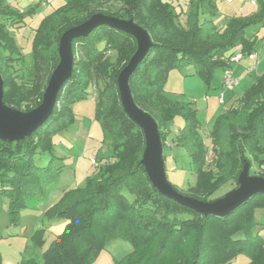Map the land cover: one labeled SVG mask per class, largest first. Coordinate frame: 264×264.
<instances>
[{"label": "trees", "instance_id": "obj_1", "mask_svg": "<svg viewBox=\"0 0 264 264\" xmlns=\"http://www.w3.org/2000/svg\"><path fill=\"white\" fill-rule=\"evenodd\" d=\"M38 8L15 11L0 0V73L7 106L29 112L41 105L60 62L59 45L66 31L95 14L133 20L149 33L152 46L131 75L130 89L137 106L158 124L165 167L172 125L177 118L183 120L174 147L185 151L197 178L184 195L207 202L227 184L237 188L246 163L250 175L264 178V73L215 120L208 145L192 103L172 101L165 93L174 70L194 66L195 75L211 87L215 71L231 68L230 59L238 50L245 56L255 53L256 41L246 31L264 24L263 0L257 13L230 17L223 26L216 20L217 0H190L186 27L179 21L181 13L166 0H74L43 18L35 30L31 70L24 74L25 58L9 27L21 26ZM72 46V77L60 89L51 117L23 141L0 140V196L9 201L12 224L20 223L28 200L45 198L58 184L63 169L54 166L60 159L54 138L73 125L74 104L87 100L92 88L97 90L95 118L111 140L112 155L100 161L84 187L65 191L46 210L49 220L66 225L43 253V263L29 258L20 264H95L115 239L133 246L116 264H231L241 254L248 256L246 264H264V237L254 235V208L264 207V194L230 215L205 216L165 197L150 181L142 165L144 132L125 113L118 87L121 71L137 51L136 39L103 25ZM38 155L49 156V164L39 167ZM255 164L259 172L252 174ZM32 242L44 246L46 230H37Z\"/></svg>", "mask_w": 264, "mask_h": 264}, {"label": "rangeland", "instance_id": "obj_2", "mask_svg": "<svg viewBox=\"0 0 264 264\" xmlns=\"http://www.w3.org/2000/svg\"><path fill=\"white\" fill-rule=\"evenodd\" d=\"M70 0H5V4L15 11L28 10L39 7L36 13L28 17L21 26L9 27L10 35L15 39L18 48L25 58L26 65L22 69L24 74L31 70L33 61V40L35 30L41 24L43 18L53 10ZM172 4L174 10L180 13L179 21L184 23L182 14L183 7L188 5L190 0H166ZM264 2V0H263ZM219 15L226 19L236 16L248 17L258 11L259 7H252L246 0H236L232 5L224 0H219ZM220 26L224 25L222 18H218ZM247 36L255 39L261 56L264 58V24L248 29ZM254 36V37H253ZM240 51V50H239ZM237 51V52H239ZM242 52V51H241ZM115 59L116 55H112ZM248 58H244L241 66L234 64L232 71L234 76L240 78V83L233 91L223 90V80L225 70L218 68L212 79L211 87L198 76L195 75L194 66H189L183 71L174 70L170 73L168 83L165 87L166 96L175 102L192 103L197 110V118L201 125V133L205 143H210V132L214 127L215 120L232 107L236 99L242 97L246 88L255 79V75L247 74L243 68L248 67ZM20 69V67H16ZM262 72L260 67L259 73ZM103 83L99 84L102 87ZM224 92V104L220 103L219 93ZM87 100L74 104L73 111L76 120L70 128L54 138L55 155L60 159L55 161L56 168L62 167L60 183L54 187L65 188L68 186L81 188L87 183L89 177L94 176L98 167H95L91 157H97L102 162L112 155L111 140L106 139L101 125L95 118L96 114V92L92 88ZM184 126L181 118H177L172 125V134L166 149V174L167 179L180 193L185 194L190 187L196 184V176L189 170L190 159L181 148L174 147L176 130ZM213 154L209 155L208 166L211 168ZM49 156L38 155L36 164L45 167L49 164ZM259 172L257 164L251 169L252 174ZM234 185L227 184L217 191L209 201H213L225 196L232 191ZM58 190H50L43 199H31L27 201V208L22 212L20 223L12 224L9 216V201L0 196V264H20L23 260L35 258L43 263V253L49 248L51 243L64 230L65 221H51L45 216V212L60 195ZM129 198H133L127 194ZM208 202V201H207ZM256 228L254 235L260 234L264 237V207L254 208ZM45 229L48 233L46 242L42 247H35L32 236L37 230ZM238 237H243L239 234ZM133 252V246L129 241L115 239L110 241L105 249L100 253L95 264H116L125 256ZM249 258L246 254H241L231 264H246Z\"/></svg>", "mask_w": 264, "mask_h": 264}, {"label": "water", "instance_id": "obj_3", "mask_svg": "<svg viewBox=\"0 0 264 264\" xmlns=\"http://www.w3.org/2000/svg\"><path fill=\"white\" fill-rule=\"evenodd\" d=\"M107 25L132 35L137 41V51L118 77L121 104L128 117L144 132L146 148L142 165L153 186L165 197L189 207L205 216L224 217L233 213L243 203L258 194H264V178L250 175V165L245 164L239 176L238 187L213 201H200L177 191L167 179L164 148L156 120L143 111L134 101L129 80L152 46L149 33L133 20H122L104 14H95L80 26L66 31L60 40V62L53 71L43 101L29 112L9 107L4 102V80L0 73V140L23 141L37 131L51 117L57 104V96L63 85L72 77L74 55L73 41L91 34L95 29Z\"/></svg>", "mask_w": 264, "mask_h": 264}, {"label": "crops", "instance_id": "obj_4", "mask_svg": "<svg viewBox=\"0 0 264 264\" xmlns=\"http://www.w3.org/2000/svg\"><path fill=\"white\" fill-rule=\"evenodd\" d=\"M71 1H74V0H70V1H68V2H65L64 4H62L60 7H58V8H61V7H63L64 5H66L67 3H69V2H71ZM227 4H229V5H232V4H234L235 2H236V0H234V2H232V3H229V2H227L226 0H224ZM218 2H219V0H217V6H218ZM252 6V5H251ZM188 7H189V3H188V5H186L185 7H183L184 9H183V11H184V14H182L181 15V17L183 16V19H184V21H185V24L184 23H182L181 22V24L184 26V27H186V24H187V13H188ZM252 7H254V6H252ZM257 7H259V4H258V6ZM58 8H56V9H58ZM55 9V10H56ZM218 10H219V6H218ZM21 11H23V10H21ZM54 11V10H53ZM258 11H256L255 13H257ZM181 13V12H180ZM254 13V14H255ZM253 15V14H252ZM251 15V16H252ZM232 17H238V18H246V17H243V16H236V15H234V16H232ZM248 17H250V16H248ZM218 18H222L223 19V21H224V24L226 23V21L230 18H225L224 16H221V15H219L218 14V17L216 18V20L218 19ZM254 37V36H253ZM253 40H255V39H253ZM256 41V40H255ZM256 44H257V42H256ZM239 51V50H238ZM241 51V50H240ZM256 53L259 55V57H258V59L257 60H250L249 58V63L250 64H248L247 66L248 67H246V68H243L244 69V71L247 73V74H251V75H255V79L258 77V76H260V75H262L263 73H264V58L261 56V51H259V49H258V46H257V50H256ZM247 58V57H246ZM244 60V59H243ZM242 60V61H243ZM242 61L238 64L239 66H241V64H242ZM254 66H256L257 67V71H251V68L252 67H254ZM233 67H234V65H232V67H231V69L232 70H234L233 69ZM260 67H262V72H260L259 73V70H260ZM234 72V71H233ZM237 79H238V82L240 83V78L239 77H236ZM255 79L254 80H252V82L249 84V86L246 88V90L255 82ZM224 81V80H223ZM223 90L224 91H226L225 89H224V82H223ZM223 90L219 93V96H221L222 94L224 95V92H223ZM238 99H240V98H238ZM238 99H236L235 100V102L233 103V105L232 106H234L235 104H236V102H237V100ZM92 158H96L97 159V157H91L90 158V161H91V159ZM98 161V160H97ZM92 163V162H91ZM98 163H99V161H98ZM60 180H61V175H60V179H59V182L58 183H60ZM76 187H71V186H68V187H65V188H60V187H54V188H52L51 190H58L59 191V193H60V195L58 196V198L57 199H59V198H61V196L63 195V193L65 192V191H67V190H70V189H75ZM57 191V192H58ZM56 202H57V200H56ZM65 225H66V222H65ZM65 225H64V227H65ZM47 235H48V233H47V231H46V237H47Z\"/></svg>", "mask_w": 264, "mask_h": 264}, {"label": "built area", "instance_id": "obj_5", "mask_svg": "<svg viewBox=\"0 0 264 264\" xmlns=\"http://www.w3.org/2000/svg\"><path fill=\"white\" fill-rule=\"evenodd\" d=\"M226 1L229 3L234 2V0H226ZM246 1H248L254 7H257L259 4V0H246ZM246 57L249 58L250 60H257L259 55L255 52L249 56H245L241 51H239V52H236L235 55L231 57L230 64L231 65L239 64ZM251 71H257V67L256 66L252 67ZM223 82H224V89L228 91H233L236 85L238 84V79L234 76V73L231 68H228L225 70ZM223 96H224L223 94L220 96L221 104H224ZM169 146L171 145L169 144ZM91 162L95 167H97L99 164L96 158H92ZM108 162H113V160L110 159Z\"/></svg>", "mask_w": 264, "mask_h": 264}]
</instances>
